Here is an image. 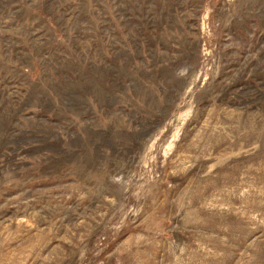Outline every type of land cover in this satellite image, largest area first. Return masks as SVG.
<instances>
[{"label":"rangeland","instance_id":"374dc122","mask_svg":"<svg viewBox=\"0 0 264 264\" xmlns=\"http://www.w3.org/2000/svg\"><path fill=\"white\" fill-rule=\"evenodd\" d=\"M0 264H264V0H0Z\"/></svg>","mask_w":264,"mask_h":264}]
</instances>
